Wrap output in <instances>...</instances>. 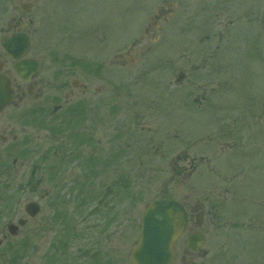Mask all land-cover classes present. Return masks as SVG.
Segmentation results:
<instances>
[{"label": "rangeland", "instance_id": "obj_1", "mask_svg": "<svg viewBox=\"0 0 264 264\" xmlns=\"http://www.w3.org/2000/svg\"><path fill=\"white\" fill-rule=\"evenodd\" d=\"M163 1L17 0L24 22L33 20L47 84L43 97L6 109L11 120L20 114L15 134L32 143L20 158L0 144V239L7 235L0 264H133L147 203L204 199L205 167L190 180L177 155L202 153L208 131L233 133L223 128L230 122L233 129V115L249 106L264 112V0H186L182 6L193 1L188 12L180 7L173 16L174 0ZM199 1L206 4L194 8ZM5 4L0 33L10 19ZM158 10L166 18L156 19ZM146 45L152 48L142 54ZM132 47L138 54L126 66L112 62ZM68 78L88 91L74 90L68 101ZM29 122L32 131L24 130ZM33 200L42 211L31 220L24 205ZM20 218L27 225L11 236L7 225ZM209 236L210 263L229 262L236 239L227 235L221 249L218 234ZM262 242L246 255L237 248L242 264H264Z\"/></svg>", "mask_w": 264, "mask_h": 264}, {"label": "flooded vegetation", "instance_id": "obj_2", "mask_svg": "<svg viewBox=\"0 0 264 264\" xmlns=\"http://www.w3.org/2000/svg\"><path fill=\"white\" fill-rule=\"evenodd\" d=\"M3 1L7 3L4 5L6 9L10 10V19L7 22V29L0 33V74H3L11 80L15 96L9 107H16L26 98L38 99V97H43L45 94V85L47 81L43 74L45 70L42 69L44 54H40V51L36 50L33 46L31 31L33 20L30 19L28 23L24 22L25 16L18 11L19 6L17 0ZM164 2L166 1L164 0L163 3ZM184 2H186V0H174L169 2L171 9L169 15L173 16L174 12L178 10L177 8L180 7H184L188 12V8L193 1H187L188 5L190 4L189 6H182ZM200 3L206 4V1H199L194 8L199 7ZM24 4H27L31 13L33 6L28 2L20 3V8L24 11L25 8L22 6ZM1 6L2 0H0V19L2 15ZM158 11L161 16H156V19L166 18L165 15L167 14L165 13L167 12L163 10ZM24 24H26L25 27L23 26ZM69 28H71V26ZM93 30H95L94 24L89 26L88 29H85V34L89 35ZM16 31H26L29 34L31 38V48L25 57L39 62L37 70L29 77L28 81L23 80L15 73L13 69L15 60L11 54L2 48L1 44L2 36H11V34ZM66 32H68L67 29ZM144 33H149V31L145 29ZM151 48L152 45H146L140 52L143 54ZM131 53L136 55L138 54V50L132 47L126 53H116L113 55V57L116 58L115 60L113 58L112 62L116 61L118 66H126L130 61ZM68 80H70L73 86L72 89L69 87L64 94L66 96L65 99L68 101L75 97L74 90L82 89V91L86 93L89 89V85L79 83L75 78H68ZM63 82L66 88V83L65 81ZM202 97L206 99V109L209 110L208 100H210V97L206 95ZM62 106L64 105H56L54 108L62 109ZM255 107L254 105V108ZM260 107L263 108L262 101L257 108L259 109ZM251 108L253 107L249 106L245 108L246 113L243 115L241 112L233 115V129L230 127V122L223 128V130H230L233 131V133H219L213 135V133L208 131L204 134L203 138L205 144L202 153H196L197 150L194 149L195 151H193V148H191L184 152L185 160L182 154L177 155L178 161L183 160L187 163L189 168L187 174L190 180L194 177L199 167H205L206 170L202 176V183L205 184L202 196L205 200L203 198V201L197 199L196 195H187V198L185 196V198L183 197L182 204L188 215V224L186 225L187 229L185 234L179 238L176 246H174L175 258L173 264H175L178 257L180 260L178 264H211L209 256L211 251L206 248V245L210 240L209 234L215 232L220 239L219 245L221 249H226L225 243L227 235L232 236V239H236L231 243L233 247L235 244L239 243V246L234 247V257L231 258L229 262H226L225 260L222 261L223 258L220 256V264H242L243 261H246V258L239 256L237 248L240 249V254L246 255L245 253H247L249 249L251 250L256 245V242H261L262 240V243H264V238L262 236H257V232L264 233V184L259 186V181L264 182V112H253ZM6 111L7 110H4L0 113V144L5 147L8 146L13 150H19L20 152L18 155L20 158V155L27 152L26 149L32 142L30 143L29 137H22L19 139L15 134L16 127L13 122H18V120L21 119L19 116L20 114L14 116L11 120L9 117L5 116ZM215 113L216 112H214V114ZM19 123H22V121H19ZM234 123H236L235 126ZM27 125L28 128L24 127V130L29 129L32 131L33 128L30 127V122ZM63 130L60 129L58 132L63 134ZM190 146H195V143L190 142ZM13 162L17 164L18 160L16 159ZM47 173L49 175L50 172L47 171ZM211 173H216V175H211ZM54 187H56V185H54ZM45 196L46 195H43L41 198ZM27 222L21 227L26 226ZM9 225H7V227H9ZM20 228L16 229V233L13 236H17ZM197 235H202L205 241L198 250H195L187 245V241ZM3 238L5 240L7 239L6 233L3 234ZM3 238L0 239V246L4 243ZM178 244L180 245L178 246ZM224 252H222V255L225 254ZM240 257L243 258L241 262ZM253 263L255 262L252 261L248 264Z\"/></svg>", "mask_w": 264, "mask_h": 264}, {"label": "water", "instance_id": "obj_3", "mask_svg": "<svg viewBox=\"0 0 264 264\" xmlns=\"http://www.w3.org/2000/svg\"><path fill=\"white\" fill-rule=\"evenodd\" d=\"M27 9L26 6H24ZM2 46L17 60L13 68L17 74L27 80L37 69L38 62L23 59L30 49L28 34L16 32L11 37H2ZM14 91L11 88L10 80L0 74V112L10 104ZM26 211L35 217L40 206L37 202H30L26 205ZM25 220H19L24 225ZM187 225V215L183 206L173 200H155L145 206L141 219L140 240L133 248L131 259L135 264H171L174 252L173 247L179 235ZM17 227H9L11 234L16 233ZM198 240V241H197ZM202 241L199 237L192 243Z\"/></svg>", "mask_w": 264, "mask_h": 264}]
</instances>
